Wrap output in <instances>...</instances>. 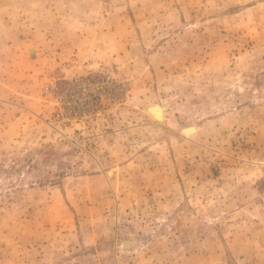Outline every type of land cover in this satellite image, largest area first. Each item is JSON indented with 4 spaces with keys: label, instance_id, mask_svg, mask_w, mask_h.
<instances>
[{
    "label": "rangeland",
    "instance_id": "rangeland-1",
    "mask_svg": "<svg viewBox=\"0 0 264 264\" xmlns=\"http://www.w3.org/2000/svg\"><path fill=\"white\" fill-rule=\"evenodd\" d=\"M0 264H264V0H0Z\"/></svg>",
    "mask_w": 264,
    "mask_h": 264
},
{
    "label": "built area",
    "instance_id": "built-area-1",
    "mask_svg": "<svg viewBox=\"0 0 264 264\" xmlns=\"http://www.w3.org/2000/svg\"><path fill=\"white\" fill-rule=\"evenodd\" d=\"M92 86L93 84L87 83L85 78H76L70 81L59 80L57 88L60 93L55 87L58 100V111L56 112L58 119L78 121L82 120L87 113L90 114L92 112L90 108L97 107L99 102V95L91 93Z\"/></svg>",
    "mask_w": 264,
    "mask_h": 264
},
{
    "label": "bare ground",
    "instance_id": "bare-ground-1",
    "mask_svg": "<svg viewBox=\"0 0 264 264\" xmlns=\"http://www.w3.org/2000/svg\"><path fill=\"white\" fill-rule=\"evenodd\" d=\"M150 110L155 115L156 118H161V116H162V109L160 107H153Z\"/></svg>",
    "mask_w": 264,
    "mask_h": 264
}]
</instances>
